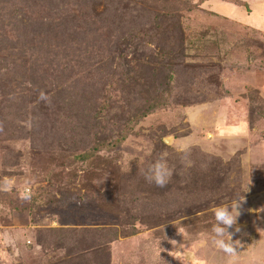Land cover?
<instances>
[{
    "label": "rangeland",
    "instance_id": "374dc122",
    "mask_svg": "<svg viewBox=\"0 0 264 264\" xmlns=\"http://www.w3.org/2000/svg\"><path fill=\"white\" fill-rule=\"evenodd\" d=\"M235 196L264 264V0H0V264H226Z\"/></svg>",
    "mask_w": 264,
    "mask_h": 264
},
{
    "label": "clouds",
    "instance_id": "9594fccd",
    "mask_svg": "<svg viewBox=\"0 0 264 264\" xmlns=\"http://www.w3.org/2000/svg\"><path fill=\"white\" fill-rule=\"evenodd\" d=\"M41 98H45L43 93L41 94ZM171 175L172 169L168 166L163 156L149 164L144 172L145 180L155 184L157 187H164L168 183ZM102 182L98 181L99 184ZM243 202L244 196L243 198L235 196L228 204L216 206L212 209L215 223L211 226V235L208 237V240L216 250L224 254L227 258L226 264H236L237 245L236 241L232 239V236L234 233L240 231V227L237 225V218L241 214L240 208ZM229 229H232V231H229ZM187 259L188 264H199L196 257L188 256Z\"/></svg>",
    "mask_w": 264,
    "mask_h": 264
},
{
    "label": "trees",
    "instance_id": "16d2710c",
    "mask_svg": "<svg viewBox=\"0 0 264 264\" xmlns=\"http://www.w3.org/2000/svg\"><path fill=\"white\" fill-rule=\"evenodd\" d=\"M162 14V12H160ZM107 100H104L101 105L102 107H107ZM124 136H117L116 139H110V138H99L95 137L93 139V143L91 145V149L88 151H83L79 153L78 155L74 156L71 160H80L84 161L85 159L89 158L92 154L96 153L97 151L101 150L104 147H110L115 146L117 143H119L121 140H123Z\"/></svg>",
    "mask_w": 264,
    "mask_h": 264
}]
</instances>
